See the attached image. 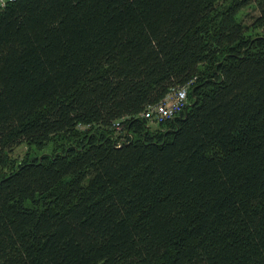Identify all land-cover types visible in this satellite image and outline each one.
Wrapping results in <instances>:
<instances>
[{
    "label": "trees",
    "instance_id": "trees-1",
    "mask_svg": "<svg viewBox=\"0 0 264 264\" xmlns=\"http://www.w3.org/2000/svg\"><path fill=\"white\" fill-rule=\"evenodd\" d=\"M0 264H264V0L2 9Z\"/></svg>",
    "mask_w": 264,
    "mask_h": 264
},
{
    "label": "built area",
    "instance_id": "built-area-1",
    "mask_svg": "<svg viewBox=\"0 0 264 264\" xmlns=\"http://www.w3.org/2000/svg\"><path fill=\"white\" fill-rule=\"evenodd\" d=\"M15 1L17 0H0V11ZM188 90V86L172 89L160 103L149 106L142 117L158 124L173 119L185 107ZM115 127L118 131L122 129L120 122H116Z\"/></svg>",
    "mask_w": 264,
    "mask_h": 264
},
{
    "label": "rangeland",
    "instance_id": "rangeland-1",
    "mask_svg": "<svg viewBox=\"0 0 264 264\" xmlns=\"http://www.w3.org/2000/svg\"><path fill=\"white\" fill-rule=\"evenodd\" d=\"M255 5L250 6L243 10L242 15H247L248 16H257V10L254 9ZM247 23H250L251 19L248 18L247 16L245 17ZM53 152V146H47L43 150H30L25 144L17 147L14 152L12 153V158L15 162H20L24 160L28 154L29 156H41L42 154H51Z\"/></svg>",
    "mask_w": 264,
    "mask_h": 264
},
{
    "label": "bare ground",
    "instance_id": "bare-ground-1",
    "mask_svg": "<svg viewBox=\"0 0 264 264\" xmlns=\"http://www.w3.org/2000/svg\"><path fill=\"white\" fill-rule=\"evenodd\" d=\"M186 103H187V101H186Z\"/></svg>",
    "mask_w": 264,
    "mask_h": 264
}]
</instances>
